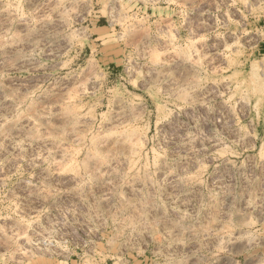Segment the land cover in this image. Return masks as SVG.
Wrapping results in <instances>:
<instances>
[{
	"label": "rangeland",
	"instance_id": "rangeland-1",
	"mask_svg": "<svg viewBox=\"0 0 264 264\" xmlns=\"http://www.w3.org/2000/svg\"><path fill=\"white\" fill-rule=\"evenodd\" d=\"M0 264H264V0H0Z\"/></svg>",
	"mask_w": 264,
	"mask_h": 264
}]
</instances>
